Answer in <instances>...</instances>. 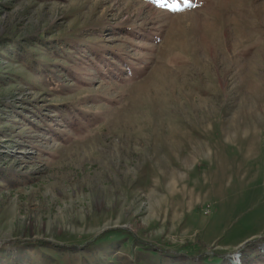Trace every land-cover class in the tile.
Masks as SVG:
<instances>
[{
    "label": "rangeland",
    "instance_id": "rangeland-1",
    "mask_svg": "<svg viewBox=\"0 0 264 264\" xmlns=\"http://www.w3.org/2000/svg\"><path fill=\"white\" fill-rule=\"evenodd\" d=\"M0 264H264V0H0Z\"/></svg>",
    "mask_w": 264,
    "mask_h": 264
}]
</instances>
